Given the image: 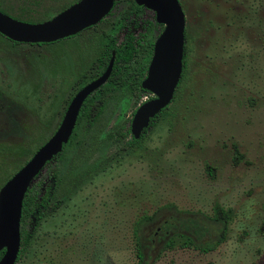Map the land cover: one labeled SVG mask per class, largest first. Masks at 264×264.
I'll use <instances>...</instances> for the list:
<instances>
[{
    "label": "rangeland",
    "instance_id": "374dc122",
    "mask_svg": "<svg viewBox=\"0 0 264 264\" xmlns=\"http://www.w3.org/2000/svg\"><path fill=\"white\" fill-rule=\"evenodd\" d=\"M75 1L0 0V10L38 22ZM179 1L185 66L171 102L129 148L109 134L130 129L133 110L151 93L114 90L93 128L75 125L77 137L41 171L58 172L59 204L37 226L20 223L29 243L15 264H264V0ZM126 4L52 44L0 35V187L23 164L14 149H37L55 130L71 86L106 40L100 35L122 37ZM153 15L145 10L142 20ZM162 28L141 21L133 31L143 34L140 62L150 60ZM216 207L230 216L215 246L163 247L161 223L186 217L207 227L202 242L216 240L207 220ZM142 215L152 220L140 227V260L133 225Z\"/></svg>",
    "mask_w": 264,
    "mask_h": 264
},
{
    "label": "water",
    "instance_id": "95a60500",
    "mask_svg": "<svg viewBox=\"0 0 264 264\" xmlns=\"http://www.w3.org/2000/svg\"><path fill=\"white\" fill-rule=\"evenodd\" d=\"M151 10L163 25L141 87L153 97L140 103L132 115L130 131L138 139L150 120L171 102L182 73L185 13L179 0H134ZM114 0H76L48 19L27 22L0 10V34L22 43H48L74 35L105 17ZM114 52L100 75L85 83L69 101L53 133L0 187V264H15L20 248V217L24 195L46 163L61 152L72 134L84 100L108 79Z\"/></svg>",
    "mask_w": 264,
    "mask_h": 264
},
{
    "label": "trees",
    "instance_id": "16d2710c",
    "mask_svg": "<svg viewBox=\"0 0 264 264\" xmlns=\"http://www.w3.org/2000/svg\"><path fill=\"white\" fill-rule=\"evenodd\" d=\"M118 1L119 0H114L112 8L115 7ZM145 10H146L145 7L136 4L134 0H127L126 6L120 13V17L118 19V26H117L119 30L123 31L122 37L119 39L118 35H112L111 37L108 36L107 38V35L101 34L100 36L102 40L104 37H106L103 46L100 48L93 63L88 67L87 70H84L80 73L78 79L74 82L71 88L70 96L74 93L76 89H78L84 83H86L91 78L99 74L106 67L107 62L112 54V51L114 52V64L112 67L111 74L108 77L107 81L84 100L79 110L76 124L79 123V121H82L83 126L86 130H90L91 128H93V126H95V124L99 120V117L101 116V114L105 109V100L107 99L108 95L111 94L114 90L123 88L129 90L130 93H133L137 97H139L143 93L148 92L141 87V80L144 78L146 74V69L149 60L147 63H142L138 60V52H139V47L141 46V38L143 34H139L138 36H136L133 31L141 21L149 24L153 23L154 25H159V24L155 21L154 15L152 16L151 21L142 20V16ZM11 42L13 44L20 43L16 41H11ZM39 44H45V43L40 42ZM152 45L153 43L151 42L150 50H152ZM184 52H185V44H184ZM184 66H185V58L183 56L182 71L184 70ZM147 98H151V96ZM66 103L67 101L65 102V104ZM166 107L163 108L157 115H155L150 120L148 127L143 129L142 133H145L147 129L154 124L155 118H157L166 109ZM62 113L63 112H61L60 115H62ZM128 133H129L128 127L125 128L124 132L117 129L114 132V134L113 133L109 134V138H118L120 140H123V145L121 146L122 148L133 147L140 143L143 134H141V136L138 139H135L132 136L129 139H124V137ZM76 137H77V133L73 130L72 134L69 137V140L67 141V143L63 145L62 150L65 148V146L71 144L72 140L75 139ZM45 139L46 138L41 139L38 145L43 143ZM83 142L84 140L82 138H77L75 140V144L77 143L79 144ZM35 149L36 148L30 149L19 146L14 149L12 154L18 156V158L24 157L22 162L24 163L32 155ZM61 152H59L50 161H48L46 165L58 159L61 155ZM20 166L21 164L18 166V168ZM41 174L42 173L40 172L35 177V179L37 178L40 179V184H39L40 186L38 188L35 187L36 184L34 182L35 181L34 179L24 195L22 201L20 223L26 222L27 220L29 221L32 220L33 224L37 226L38 223L41 221V219L45 218L51 212H53L55 207H57L59 204L58 198L56 196L58 176H59L58 172L56 171V169H54L49 173H47L46 175H42V177ZM229 216H230L229 211L216 207L214 214L209 218H207V220L211 221V223L217 226L216 230L218 232V235L215 238L216 240H213V242L201 241L202 236L205 234V232H207L206 229L207 227L204 226L202 224V221L199 220L198 218H194V217L179 218L177 219V223L175 224L166 220L163 223H161V225L159 226V231L162 234L161 239L163 240V247L171 248L176 245H180L183 247L190 246L197 248L201 251H206L212 248L213 246H215V243L220 242L221 239H223L225 232L224 230L226 227V221L227 218H229ZM150 220H152L151 216L142 215L135 220L133 225V236L136 245V255L140 260L143 258L142 250L145 247V244L143 243L142 238L140 236V227L145 222H148ZM28 243L29 241L27 240L25 231L23 230V228H20V248L16 261L19 259L21 252ZM2 253L3 250L0 251V256L2 255Z\"/></svg>",
    "mask_w": 264,
    "mask_h": 264
},
{
    "label": "flooded vegetation",
    "instance_id": "af4514ba",
    "mask_svg": "<svg viewBox=\"0 0 264 264\" xmlns=\"http://www.w3.org/2000/svg\"><path fill=\"white\" fill-rule=\"evenodd\" d=\"M112 9H113V8H111V10H112ZM111 10L109 11V13L111 12ZM146 10H148V9L146 8ZM6 14H7V13H6ZM8 15H9V14H8ZM10 16H11V15H10ZM12 17H13V16H12ZM119 17H120V16H119ZM103 18H104V17H103ZM103 18H102V19H103ZM102 19H101V20H102ZM101 20H100V21H101ZM100 21H99V22H100ZM93 26H94V25H93ZM83 30H84V29H83ZM83 30H82V31H83ZM80 32H81V31H80ZM78 33H79V32H78ZM78 33H76V34L78 35ZM76 34H74V35H70V36H67V37H64V38H61V39H58V40H56V41L48 42V44H52V43H55V42L60 41V40H62V39H66V38H69V37L76 36ZM4 37H5V36H4ZM5 38H7V37H5ZM7 39H8V38H7ZM8 40H10V39H8ZM11 41H13V40H11ZM16 42H17V41H16ZM20 43H22V42H20ZM30 44H39V43H30ZM112 52H113V51H112ZM111 55H112V54H111ZM110 57H111V56H110ZM109 59H110V58H109ZM108 61H109V60H108ZM107 63H108V62H107ZM148 63H149V62H148ZM113 64H114V62H113ZM106 66H107V65H106ZM104 69H105V68H104ZM104 69H103V70H104ZM103 70H102V71H103ZM146 70H147V69H146ZM102 71H101L99 74H97L95 77H97L98 75H100V74L102 73ZM111 71H112V70H111ZM80 73H81V72H80ZM80 73H79V75H80ZM110 74H111V73H110ZM145 75H146V74H145ZM109 76H110V75H109ZM78 77H79V76H78ZM95 77H93V78H95ZM93 78H91L90 80H92ZM77 79H78V78H77ZM90 80H89V81H90ZM106 81H107V80H106ZM141 81H142V80H141ZM87 82H88V81H87ZM87 82H86V83H87ZM73 84H74V83H73ZM84 84H85V83H84ZM84 84H83V85H84ZM83 85H82V86H83ZM102 85H103V84H102ZM72 86H73V85H72ZM72 86H71V88H72ZM82 86H81V87H82ZM81 87H79L78 89H76V90L74 91V93H73L71 96H70V92H71V89H70V92H69V94H68V97L65 99V102L67 101V103H66V104L64 103L65 106H63V109H62V111H61V112H63V113H62V115H61V117H60V120H61V118H62V116H63V114H64V111H65V109H66V107H67L69 101L71 100V98L73 97V95L75 94V92H76L77 90H79ZM96 90H97V89H96ZM96 90H95V91H96ZM146 91H147V90H146ZM148 92H149V91H148ZM92 93H93V92H92ZM92 93H91V94H92ZM69 96H70V97H69ZM88 96H89V95H88ZM152 97H153V95L151 96V98H152ZM68 98H69V99H68ZM147 99H150V98H147ZM147 99H145V100H147ZM145 100H144V101H145ZM142 102H143V101H142ZM82 104H83V103H82ZM81 106H82V105H81ZM80 108H81V107H80ZM133 113H134V112H133ZM78 114H79V113H78ZM77 117H78V116H77ZM60 120H59L58 124L60 123ZM76 120H77V119H76ZM130 121H131V120H130ZM75 125H76V122H75ZM75 125H74V128H75ZM57 126H58V125H57ZM57 126H56V127H57ZM74 128H73V130H74ZM55 129H56V128H55ZM72 132H73V131H72ZM129 132H130V134H131L130 129H129ZM131 136H132V134H131ZM131 136H130V137H131ZM132 137H133V136H132ZM157 235H159V236H157V237H158L159 239H161V235H162V234H161V232L159 231V227H158V233H157ZM161 240H162V239H161Z\"/></svg>",
    "mask_w": 264,
    "mask_h": 264
}]
</instances>
